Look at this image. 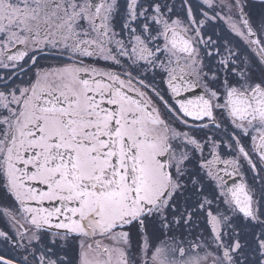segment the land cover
Instances as JSON below:
<instances>
[{
    "label": "snow or ice",
    "instance_id": "obj_1",
    "mask_svg": "<svg viewBox=\"0 0 264 264\" xmlns=\"http://www.w3.org/2000/svg\"><path fill=\"white\" fill-rule=\"evenodd\" d=\"M0 264H264V0H0Z\"/></svg>",
    "mask_w": 264,
    "mask_h": 264
}]
</instances>
